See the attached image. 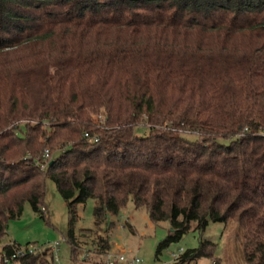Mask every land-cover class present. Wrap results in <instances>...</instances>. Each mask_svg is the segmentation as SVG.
Here are the masks:
<instances>
[{"label":"trees","instance_id":"obj_1","mask_svg":"<svg viewBox=\"0 0 264 264\" xmlns=\"http://www.w3.org/2000/svg\"><path fill=\"white\" fill-rule=\"evenodd\" d=\"M47 179L74 264L110 252L129 201L169 223L158 250L234 221L244 263L264 264V0H0V242L25 203L46 218ZM88 200L89 245L71 226ZM214 252L201 238L174 264H220ZM54 261L50 248L18 260Z\"/></svg>","mask_w":264,"mask_h":264},{"label":"rangeland","instance_id":"obj_2","mask_svg":"<svg viewBox=\"0 0 264 264\" xmlns=\"http://www.w3.org/2000/svg\"><path fill=\"white\" fill-rule=\"evenodd\" d=\"M34 124L32 121H28ZM145 124L144 122L141 125ZM22 129L24 128L21 126ZM137 135L144 136L148 133L146 127L135 129ZM191 139L198 140L196 135H190ZM47 150L52 157L55 156L58 147L46 146L42 152L35 156V159L42 157ZM45 195L43 199L44 207L47 211L46 218L33 212L29 203H25L22 213L16 219L8 224L7 234L0 242V248L4 245L17 243L21 246L32 245L37 251H43L51 248L54 243H59L57 254L55 255L54 264H74L70 259V246L67 242L68 231L70 229V216L68 213L67 203L59 195L54 183L51 180L45 181ZM93 200H88L85 204L75 207V218L72 223V231L79 238L80 242L90 244L87 237H79L84 229H93ZM110 221L114 222V227L110 229V244L112 254L124 251L128 257L137 256L142 260V264H174L171 254L182 250L197 248L200 239L211 241L215 244L214 256L221 260L224 251V233L225 225L222 223H211L205 229L203 234L195 230V224L191 229L178 241L168 244L166 247L159 248V244L166 239L169 234L170 226L167 221L152 224L148 219L145 209H135L132 202H128L123 207L117 217H111ZM232 222L234 229L230 240L226 246L231 255H236L244 263L241 256V247L239 239L234 238L236 223ZM89 236V235H88ZM92 236V235H90ZM87 248V246L85 247ZM224 254V253H223ZM89 260L84 264H96L105 262V257H96L87 255ZM13 264H19L15 262ZM197 264H212L211 259L201 258ZM221 264V263H220ZM246 264V263H245Z\"/></svg>","mask_w":264,"mask_h":264},{"label":"built area","instance_id":"obj_3","mask_svg":"<svg viewBox=\"0 0 264 264\" xmlns=\"http://www.w3.org/2000/svg\"><path fill=\"white\" fill-rule=\"evenodd\" d=\"M85 137L89 139V141L97 142V137H89L87 134H85ZM51 160V156L47 150L44 151L42 157L35 159L37 165L40 169H44L49 161ZM42 213L46 214L47 211L45 208H42ZM59 248V243L56 242L54 245L50 248V250L54 253V255L57 254ZM37 252V248H34L32 245H25L21 246L17 249H15L10 255H7L5 252L0 253V264H13L20 260L21 258L25 257L29 254H34ZM182 250L178 251L177 253H172L171 257L173 260H176L178 256L181 254ZM105 264H142V260L137 256H131L128 257L124 251H121L120 253L112 254L109 252L105 256Z\"/></svg>","mask_w":264,"mask_h":264},{"label":"crops","instance_id":"obj_4","mask_svg":"<svg viewBox=\"0 0 264 264\" xmlns=\"http://www.w3.org/2000/svg\"><path fill=\"white\" fill-rule=\"evenodd\" d=\"M224 225H225V228H224V233H223L222 237L224 236L223 240H224L225 246H224V251H223L224 254L222 253L220 263L221 264H245V263H242L239 260V257H237L235 254L234 255L229 254L226 244L230 240V237L232 235V231L234 229V225L232 222H227Z\"/></svg>","mask_w":264,"mask_h":264}]
</instances>
